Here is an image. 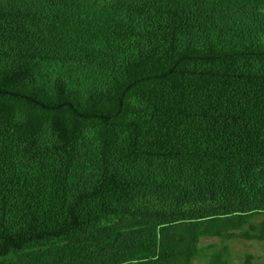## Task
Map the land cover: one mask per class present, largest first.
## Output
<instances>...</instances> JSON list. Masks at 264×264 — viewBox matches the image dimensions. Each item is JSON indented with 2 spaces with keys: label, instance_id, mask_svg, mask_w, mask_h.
Returning <instances> with one entry per match:
<instances>
[{
  "label": "trees",
  "instance_id": "obj_1",
  "mask_svg": "<svg viewBox=\"0 0 264 264\" xmlns=\"http://www.w3.org/2000/svg\"><path fill=\"white\" fill-rule=\"evenodd\" d=\"M240 239L264 0H0V264H237Z\"/></svg>",
  "mask_w": 264,
  "mask_h": 264
},
{
  "label": "rangeland",
  "instance_id": "obj_2",
  "mask_svg": "<svg viewBox=\"0 0 264 264\" xmlns=\"http://www.w3.org/2000/svg\"><path fill=\"white\" fill-rule=\"evenodd\" d=\"M263 216L261 217V219ZM219 241L218 238L203 239V243ZM233 256H236L237 264H243L248 255H252V264H264V241L248 239L236 240L232 245Z\"/></svg>",
  "mask_w": 264,
  "mask_h": 264
}]
</instances>
